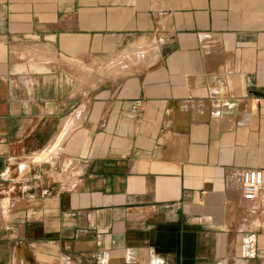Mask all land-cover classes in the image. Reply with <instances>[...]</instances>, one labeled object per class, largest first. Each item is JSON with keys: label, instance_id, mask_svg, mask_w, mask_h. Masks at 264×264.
<instances>
[{"label": "crops", "instance_id": "crops-1", "mask_svg": "<svg viewBox=\"0 0 264 264\" xmlns=\"http://www.w3.org/2000/svg\"><path fill=\"white\" fill-rule=\"evenodd\" d=\"M134 47L126 75L66 64ZM244 170L264 175V0H0V264H264Z\"/></svg>", "mask_w": 264, "mask_h": 264}, {"label": "rangeland", "instance_id": "rangeland-1", "mask_svg": "<svg viewBox=\"0 0 264 264\" xmlns=\"http://www.w3.org/2000/svg\"><path fill=\"white\" fill-rule=\"evenodd\" d=\"M148 54V52L144 53L140 51V49H138L137 47L129 51L128 53L125 52L103 60L93 61L92 63L87 65H82L74 61H67L66 64L67 66H69L72 75L85 74L89 78L95 75L117 77L129 74L132 72V70L138 68L139 65L146 63L147 59L150 58ZM51 60L52 63L55 64L58 62L55 57H53ZM57 153L58 152L56 150L55 155H52V157L56 156ZM49 157H47L46 159H48Z\"/></svg>", "mask_w": 264, "mask_h": 264}, {"label": "built area", "instance_id": "built-area-1", "mask_svg": "<svg viewBox=\"0 0 264 264\" xmlns=\"http://www.w3.org/2000/svg\"><path fill=\"white\" fill-rule=\"evenodd\" d=\"M235 179H238L239 191L243 201L254 202L264 191V175L256 170H244Z\"/></svg>", "mask_w": 264, "mask_h": 264}, {"label": "bare ground", "instance_id": "bare-ground-1", "mask_svg": "<svg viewBox=\"0 0 264 264\" xmlns=\"http://www.w3.org/2000/svg\"><path fill=\"white\" fill-rule=\"evenodd\" d=\"M68 128V127H67ZM67 130V129H66ZM63 132V131H62ZM65 133H66V131H65ZM62 134V133H61ZM60 134V135H61ZM63 136V135H62ZM58 137H60V136H58ZM62 138V137H61ZM61 138L59 139V141L61 140ZM58 140V139H57ZM57 143V142H56ZM55 143V144H56ZM59 143V142H58ZM57 148V147H56ZM56 148L54 147V148H52L50 151H47L46 150V152H43V154H41V155H39L35 160L36 161H42V160H45L47 157H49L50 156V154H52V153H54L55 151L54 150H56Z\"/></svg>", "mask_w": 264, "mask_h": 264}]
</instances>
